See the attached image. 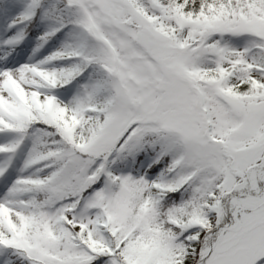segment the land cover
Returning <instances> with one entry per match:
<instances>
[{
  "label": "snow or ice",
  "instance_id": "6c2138e0",
  "mask_svg": "<svg viewBox=\"0 0 264 264\" xmlns=\"http://www.w3.org/2000/svg\"><path fill=\"white\" fill-rule=\"evenodd\" d=\"M0 264H264V0H0Z\"/></svg>",
  "mask_w": 264,
  "mask_h": 264
}]
</instances>
